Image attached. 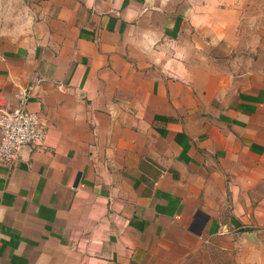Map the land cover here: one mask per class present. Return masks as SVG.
I'll return each instance as SVG.
<instances>
[{
	"label": "crops",
	"instance_id": "1",
	"mask_svg": "<svg viewBox=\"0 0 264 264\" xmlns=\"http://www.w3.org/2000/svg\"><path fill=\"white\" fill-rule=\"evenodd\" d=\"M28 1L0 34V112L47 134L0 163V264H184L205 243L264 264V31L239 52L240 0Z\"/></svg>",
	"mask_w": 264,
	"mask_h": 264
},
{
	"label": "rangeland",
	"instance_id": "2",
	"mask_svg": "<svg viewBox=\"0 0 264 264\" xmlns=\"http://www.w3.org/2000/svg\"><path fill=\"white\" fill-rule=\"evenodd\" d=\"M240 4L241 31L246 42H242L239 52L253 49L257 45L258 34L264 31V0H240ZM30 8L28 0H5V2L0 0V34L12 29V25L18 24L17 20L20 16L24 18V15H29ZM233 258H236V254L232 255L217 246L205 243L202 250L188 256L184 264H233L230 261Z\"/></svg>",
	"mask_w": 264,
	"mask_h": 264
},
{
	"label": "built area",
	"instance_id": "3",
	"mask_svg": "<svg viewBox=\"0 0 264 264\" xmlns=\"http://www.w3.org/2000/svg\"><path fill=\"white\" fill-rule=\"evenodd\" d=\"M46 128L35 111L24 106L0 112V163L12 166L23 158L25 146L40 144L46 138Z\"/></svg>",
	"mask_w": 264,
	"mask_h": 264
}]
</instances>
